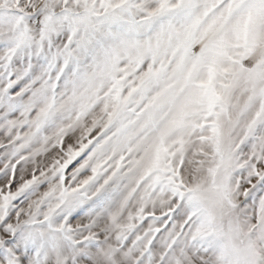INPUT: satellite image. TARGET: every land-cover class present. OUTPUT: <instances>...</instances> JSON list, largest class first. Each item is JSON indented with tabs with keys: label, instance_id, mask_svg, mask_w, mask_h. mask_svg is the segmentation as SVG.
<instances>
[{
	"label": "snow or ice",
	"instance_id": "obj_1",
	"mask_svg": "<svg viewBox=\"0 0 264 264\" xmlns=\"http://www.w3.org/2000/svg\"><path fill=\"white\" fill-rule=\"evenodd\" d=\"M0 264H264V0H0Z\"/></svg>",
	"mask_w": 264,
	"mask_h": 264
}]
</instances>
